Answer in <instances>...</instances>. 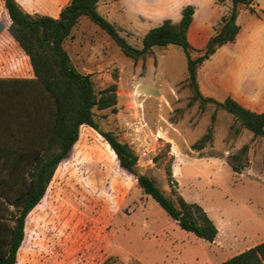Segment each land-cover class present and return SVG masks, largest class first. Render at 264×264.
Instances as JSON below:
<instances>
[{"label":"rangeland","instance_id":"obj_1","mask_svg":"<svg viewBox=\"0 0 264 264\" xmlns=\"http://www.w3.org/2000/svg\"><path fill=\"white\" fill-rule=\"evenodd\" d=\"M68 1L17 0L31 14L51 15ZM212 2L100 0L97 9L140 47L148 28L166 18L176 22L182 8L192 4L194 30L187 36L190 54L196 56L204 46L193 45L195 38L214 34L230 10V0H216L222 14L212 30ZM239 10L238 34L198 66L197 81L205 96L222 100L230 95L262 111L264 0ZM0 22V76L32 74L30 53L14 38L18 31L7 30L11 24L3 0ZM63 45L75 68L90 74L95 90L116 84L114 109L94 111L99 128L129 144L137 156L136 170L166 195L174 199L180 194L200 204L218 234L210 242L182 229L118 165L104 138L82 124L43 198L26 217L16 264H214L264 240V137L239 127L230 113L212 103L204 109L197 101L189 103L181 47L153 46L151 54L134 61L86 16ZM210 124L211 138L202 148H191ZM232 164L240 169L233 170Z\"/></svg>","mask_w":264,"mask_h":264},{"label":"trees","instance_id":"obj_2","mask_svg":"<svg viewBox=\"0 0 264 264\" xmlns=\"http://www.w3.org/2000/svg\"><path fill=\"white\" fill-rule=\"evenodd\" d=\"M99 1L69 0L57 16H52L31 14L17 0H3L11 24L7 30L18 31L14 38L30 53L28 73L32 74L0 76V264H16L26 217L43 198L57 165L78 139L82 124L92 127L104 138L118 165L133 174L142 191L182 229L210 242L218 232L200 204L189 202L180 194L174 199L166 195L151 177L136 170L137 156L129 144L118 140L112 131L99 128L94 111L114 109L116 84L109 83L95 90L90 74L78 71L72 64L63 43L81 16L103 29L122 53L134 61L151 54L153 46L181 47L186 60L187 86L191 91L189 103L197 101L200 109L212 103L230 113L239 127L254 136L264 137V110L250 109L230 95L222 100L205 96L197 81L198 66L238 34L240 5H250L256 0H230L229 12L221 16L215 33L208 37L202 52L196 56L190 54L187 36L194 14L192 4L182 8L176 22L166 18L148 28L141 38V46L136 47L98 11ZM2 28L0 22V30ZM210 118L213 122L214 114ZM211 127L210 124L191 148L204 146L211 138ZM238 130L234 128L235 132ZM232 168L240 169L233 164ZM216 264H264V240Z\"/></svg>","mask_w":264,"mask_h":264},{"label":"crops","instance_id":"obj_3","mask_svg":"<svg viewBox=\"0 0 264 264\" xmlns=\"http://www.w3.org/2000/svg\"><path fill=\"white\" fill-rule=\"evenodd\" d=\"M212 7H214L215 8V10H216V16L214 17V19H213V21L211 22V27H212V30H213V24L219 19V17H220V15L222 14V6H220V5H218L217 3H216V0H213V2H212ZM241 10V9H240ZM240 10H239V12H240ZM196 12V9H195V11H194V13ZM58 14V13H57ZM57 14L56 15H52V16H57ZM49 15H51V14H49ZM238 16H239V13H238V15H237V23H238ZM193 23H194V14H193V19H192V22H191V24H190V26H189V28H188V35H189V31L190 30H194V28H193ZM209 37V36H208ZM208 37H207V39H208ZM207 39H203V40H198V38L196 37L195 38V40H194V44L193 45H195L196 43L195 42H197L198 44H196L195 46H205V43H206V41H207ZM188 40H189V38H188ZM190 41V40H189ZM217 234H218V232H217ZM241 252V251H240ZM239 253V252H238ZM237 254V253H236ZM235 255V254H234ZM233 256V255H232ZM231 257V256H230ZM229 258V257H228ZM227 259V258H226ZM225 260V259H224ZM224 260H222V261H224ZM219 262H221V261H219ZM216 263H218V262H216ZM216 263H214V264H216Z\"/></svg>","mask_w":264,"mask_h":264},{"label":"water","instance_id":"obj_4","mask_svg":"<svg viewBox=\"0 0 264 264\" xmlns=\"http://www.w3.org/2000/svg\"><path fill=\"white\" fill-rule=\"evenodd\" d=\"M139 174V173H138Z\"/></svg>","mask_w":264,"mask_h":264}]
</instances>
